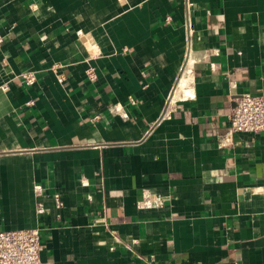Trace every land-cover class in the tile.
I'll return each instance as SVG.
<instances>
[{
	"label": "crops",
	"instance_id": "obj_1",
	"mask_svg": "<svg viewBox=\"0 0 264 264\" xmlns=\"http://www.w3.org/2000/svg\"><path fill=\"white\" fill-rule=\"evenodd\" d=\"M0 34V230L43 264H264V130L229 134L264 0H0Z\"/></svg>",
	"mask_w": 264,
	"mask_h": 264
},
{
	"label": "built area",
	"instance_id": "obj_2",
	"mask_svg": "<svg viewBox=\"0 0 264 264\" xmlns=\"http://www.w3.org/2000/svg\"><path fill=\"white\" fill-rule=\"evenodd\" d=\"M170 16L165 18L169 22ZM0 34V48L2 46ZM87 78L96 81L98 75L93 66L86 69ZM23 82L34 85L37 75L34 71L22 73ZM59 80L63 82L64 76L59 74ZM132 102L134 100L132 99ZM33 99L26 102L27 106H33ZM97 118V117H96ZM230 133L251 132L258 133L264 130V96L243 92L235 98V104L229 114ZM229 138H227L228 140ZM42 240L38 228H24L15 230H0V264H43L41 260Z\"/></svg>",
	"mask_w": 264,
	"mask_h": 264
}]
</instances>
